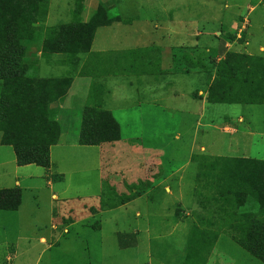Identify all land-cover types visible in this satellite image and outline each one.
Returning a JSON list of instances; mask_svg holds the SVG:
<instances>
[{
    "label": "rangeland",
    "instance_id": "1",
    "mask_svg": "<svg viewBox=\"0 0 264 264\" xmlns=\"http://www.w3.org/2000/svg\"><path fill=\"white\" fill-rule=\"evenodd\" d=\"M126 2V7H117L123 16L148 15L142 0ZM161 4L170 9L169 31L157 30L164 40L155 35L145 41L129 39L136 34L125 26L97 30L94 53L80 55L79 66L86 71L93 61L103 63L110 57L116 64H108L94 79L79 77V66L41 67L36 72L40 78L77 77L64 101L69 110L56 116L60 128L68 130L57 144H69L51 153L53 168L65 176L56 190L65 186L68 194L57 201L51 200L49 190L25 194L24 211L35 209L37 228H21L22 257L15 264H185L188 256L198 255V216L220 214L209 200L215 183L200 166L216 157L264 161V71L259 69L264 66V51H259L264 49V0L153 3L158 10ZM117 10L112 8L113 16ZM55 13L61 17L50 26L72 20L66 12ZM234 17L238 27L231 31ZM121 35L123 43L117 38ZM137 47L140 50L127 53ZM116 55L121 57L116 60ZM225 60L229 66L222 68ZM106 73L110 76L104 78ZM92 83L104 86L102 108L118 123L120 139L81 146L77 141L83 106L89 103ZM208 91L214 103L208 101ZM239 116L249 122V150L233 155L230 118ZM14 159L12 148L0 146V161ZM15 165L5 168L11 172ZM125 233L135 237V248L118 247L117 235ZM26 237L33 240L28 243ZM40 237L47 244L39 243ZM190 262L262 264L229 234L219 237L204 262Z\"/></svg>",
    "mask_w": 264,
    "mask_h": 264
},
{
    "label": "trees",
    "instance_id": "2",
    "mask_svg": "<svg viewBox=\"0 0 264 264\" xmlns=\"http://www.w3.org/2000/svg\"><path fill=\"white\" fill-rule=\"evenodd\" d=\"M23 12L6 7L0 0V144L13 149L17 166L34 164L48 168L50 148L57 145L61 134L56 120L57 105L64 100L72 79L35 77L25 48L30 23L19 15ZM115 21L120 19L113 16L112 9L101 6L86 23L75 20L48 28L42 41V57L61 55L62 63L76 68L79 56L89 53L96 30ZM222 64V68L229 66L227 60ZM259 69L264 71V66L260 65ZM81 74L90 77L99 71L90 67ZM101 94L102 89L97 84L92 85L89 103L82 112L78 140L81 146H101L120 139L118 123L102 108ZM207 94L208 101L214 103L210 100L213 94L209 91ZM260 99L264 103V95ZM236 103L245 104L228 102ZM203 166L200 169H205V176L216 187L209 200L220 214L206 219L198 216L200 221L195 222L200 227L198 255L195 259L188 256L185 264L197 258L204 262L219 237L226 234L264 264V161L216 157ZM20 202V190L0 191V211H16ZM117 242L121 250L135 248L137 244L135 237L127 233L118 234Z\"/></svg>",
    "mask_w": 264,
    "mask_h": 264
},
{
    "label": "crops",
    "instance_id": "3",
    "mask_svg": "<svg viewBox=\"0 0 264 264\" xmlns=\"http://www.w3.org/2000/svg\"><path fill=\"white\" fill-rule=\"evenodd\" d=\"M1 1L8 8H16L21 12L25 11L23 12L24 14L19 13V15H22L21 17L23 18V21L30 23L28 32L26 33V42H25L26 55H27V60L33 63L32 66L34 69L35 77L37 78L40 77L36 75V72L39 71L41 67L52 68L53 66H57V65L60 66L67 65L61 62V60L62 61L64 60V57L61 55H53L48 59L42 57V41L43 38L45 37V31L48 28L58 26V25L50 26V22L57 23L61 17L59 14L57 15L55 13V10L60 11L61 14H63V12H66L68 15H70L72 20L71 22L67 23L70 24L75 20H79L83 23L88 22L91 16H93V14L95 13V11L101 6L109 7L111 9L114 7L116 10L117 7L119 6H124V7L127 6L126 0H115V1L114 0H56V1L55 0H1ZM135 1L137 0H131V3H135ZM142 1L144 2L143 3L144 8L148 10L147 11L148 15L145 17L143 16L144 17L143 19L139 18L138 16H128V17L123 16L122 12L117 10L116 12L118 14L120 21H115L111 25L100 27L97 30L101 28L112 27L113 25H117L119 27L125 26L126 28L128 27L131 29L133 28V31L136 34V36H132L129 39H138L145 41V39L148 38L149 35H152L153 37L155 35L156 37H160L162 38V40H164L166 38L165 35H161L157 33V30L166 29L167 31H169L168 25L170 21L167 15H169L170 9L168 8V5L161 4L159 7L160 9L158 10L157 7H154L153 3H157V2L160 3V0H142ZM237 18L238 17H234L232 19L230 25L231 31L237 30L238 23L235 21L237 20ZM60 25H66V24H60ZM245 28L246 25L243 23L241 31H244ZM117 38L122 43H123V39H126L125 36L123 37V35L118 36ZM150 44L153 47L154 46L159 47V45L156 42H151ZM140 48L141 47H137L133 50H129L127 51V53L134 52V50L136 49L140 50ZM260 50L264 51L263 48H260L259 51ZM163 51H166L164 46H163ZM93 53L94 52L92 51V45H91L88 55H92ZM124 56H122L121 58L122 60ZM115 57L117 60V58L121 57V55H116ZM111 59L114 58L110 57L108 60H106L103 63L102 62L97 63V60H95L96 62L94 61L93 62L96 64L92 65L91 68L93 70L99 71V73L100 71H105V68L106 66H108V64L111 66H114L116 64L115 63L113 65L114 62ZM59 62L62 64H60ZM79 64H80V57H79L78 66ZM79 69H80L79 77H84V78L87 77V75L81 76L82 75L81 73L84 70L83 66L82 67L79 66ZM98 75L97 74L91 75L89 78L92 80ZM105 76L108 77L110 76V74L106 73L104 75V78H106ZM54 78H71L72 83L75 79H77V77L72 78L68 76L54 77ZM42 79H47V78H42ZM93 83L90 85L87 97H89L90 95ZM96 84L98 87L102 89L101 102L103 104L102 98L106 94L105 88L101 83H96ZM67 94L64 100L59 103L58 115L60 112H62L65 109L69 110V107H67L66 103H64ZM230 105H234V104H230ZM85 106H83V108ZM61 128H62L61 129L62 135H66L68 130L65 131V128H63V126H61ZM248 129H249V122L248 119L245 118L244 116L230 118V137L232 140V143L230 144L231 154L234 155L236 153H239L241 150L242 152H246L249 150L248 143L247 144L245 143V136L250 135V132L247 131ZM0 140H1V135H0ZM68 144L69 143L63 142L62 140L60 141L59 144L52 146L50 148V166L48 168H42L34 164H30L26 166H17L15 159L13 161H5V160L0 161V191L18 189L21 192L20 206L16 211H0V264H15V262L20 257H22V254L18 251V244L21 239H24L22 236L19 235V233L21 232V228L24 225H27L28 227L37 228V224L35 220L36 217L35 209L30 208V210L28 209L27 211H24L25 194L26 193L33 194V193H39L43 190H49L51 200L57 201L60 199V197H64V198L67 197L68 194L67 187L64 186L61 189L56 190V187L59 185L60 180L61 181L64 180L63 178L65 176L63 173L58 172L57 170L55 171V169L53 168L51 153L54 148L59 146H68ZM0 146L8 147V146H2L1 144ZM245 157L247 156H242L241 158H245ZM14 162L16 164L15 165L16 167L11 168L12 171L9 172L5 168V166L8 164H13ZM50 226L53 228L52 222L50 223ZM12 232L13 234H11ZM64 234H67L66 230L61 235ZM60 237L61 236H58L56 242L59 240ZM26 240L28 241V243H30V241H32L33 239L26 237ZM39 243L47 244V239L45 237H40ZM48 244H49L48 248L50 249L52 247V243L50 242Z\"/></svg>",
    "mask_w": 264,
    "mask_h": 264
}]
</instances>
